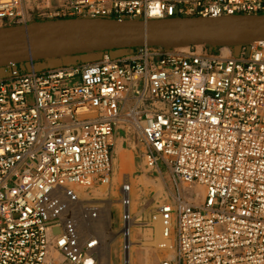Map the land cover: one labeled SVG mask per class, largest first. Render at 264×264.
<instances>
[{
  "label": "built area",
  "instance_id": "1",
  "mask_svg": "<svg viewBox=\"0 0 264 264\" xmlns=\"http://www.w3.org/2000/svg\"><path fill=\"white\" fill-rule=\"evenodd\" d=\"M0 0V21L264 13V0ZM187 49L141 44L93 60L0 66V264H102L67 202L113 179V134L135 129L173 181L157 213L175 255L160 264H264V40ZM205 187L197 204V187ZM123 248L133 217L121 184ZM166 245V241L162 242ZM125 263L127 260L125 259Z\"/></svg>",
  "mask_w": 264,
  "mask_h": 264
},
{
  "label": "water",
  "instance_id": "2",
  "mask_svg": "<svg viewBox=\"0 0 264 264\" xmlns=\"http://www.w3.org/2000/svg\"><path fill=\"white\" fill-rule=\"evenodd\" d=\"M257 40H264V13L38 19L0 26V66L104 50L118 53L141 44L237 46Z\"/></svg>",
  "mask_w": 264,
  "mask_h": 264
},
{
  "label": "bare ground",
  "instance_id": "3",
  "mask_svg": "<svg viewBox=\"0 0 264 264\" xmlns=\"http://www.w3.org/2000/svg\"><path fill=\"white\" fill-rule=\"evenodd\" d=\"M178 48L184 50L188 48V45L179 46ZM225 48L229 49L228 45H226ZM120 126L123 128V132H125L126 134V140L128 141L130 147H124L122 138H118L116 140L115 162L118 170L116 177H114V180H112L110 184L108 183L105 184V186L103 185V188L101 190L96 189V187H94L93 185L78 186L77 190L79 198L75 201H71L63 195L62 197L67 202L66 214L75 219L80 237L85 238L93 234L100 238L101 249L103 254L102 264H152V262L155 258H157L158 255L161 258L172 257L175 255L174 234L171 233L169 237H164L161 221L158 218V215H155L156 213H154L152 216V222L154 223V227H148L149 229L146 228L148 230L143 231V234L141 236H136V230L134 227L136 223L140 221V218L138 217L142 215L144 206L149 203L148 201L144 203V195L147 194L146 192L148 190H145L147 186L146 183V186H144L145 188H138L139 186H136V181L132 179L131 173L139 166L137 160L138 147L136 146L134 138L131 137L133 130L128 126L126 127V124H122ZM133 129L135 128L133 127ZM144 174L142 175L143 178ZM160 175L162 180L166 182V179L162 172H160ZM138 180L140 181V179ZM124 181H127L131 184L132 203L130 206V211L133 213V217L129 220V222L126 223V226L130 229V235L126 238L127 243L129 245V249L126 251L123 248L124 236L120 230L122 225L124 224L122 218L124 207L120 199L122 193L121 184ZM161 190H158V194L161 193ZM197 191L198 193L195 202L197 204H200L205 198L206 190L202 186L197 187ZM98 194H101L100 196H102V199L105 200L103 201V203L95 204V202H89V200L93 199L94 195ZM153 197H151V199H154ZM158 207L154 208L157 209ZM116 211L118 212V216L116 215ZM148 223H150V221ZM137 226L138 225H136V227ZM165 241L166 245L164 246L162 245V242ZM136 256H138L137 259ZM125 259L127 260V263H125Z\"/></svg>",
  "mask_w": 264,
  "mask_h": 264
},
{
  "label": "rangeland",
  "instance_id": "4",
  "mask_svg": "<svg viewBox=\"0 0 264 264\" xmlns=\"http://www.w3.org/2000/svg\"><path fill=\"white\" fill-rule=\"evenodd\" d=\"M25 3L27 4V9H28V11H30L31 9H32V7H33V4H32V0H25ZM45 16H43V17H37V16H34V15H32V14H30V12H28L27 14H26V16H24V20H26V21H33V20H38V19H40V18H44ZM7 21H0V26H4V25H8L7 23H6ZM11 25V24H10ZM114 53H117V52H114ZM82 54H87V53H82ZM89 55H93V57H96L97 55H99V54H97V53H92V54H89ZM130 127L132 130H133V132H132V135H131V137L132 138H134V141L136 142V146L138 147V156H137V160H138V164H139V166L131 173V175H132V179L133 180H135L136 181V186L138 187V188H140V187H144V186H146V188H145V190H148L146 193L147 194H145L144 195V203H146L147 201L149 202V203H147L145 206H144V210L142 211V215L140 216V217H138V218H140V223L138 222V223H136V225H138L137 227H136V225H135V234H136V236L137 237H139V236H141L143 233V231H147L149 228L148 227H154V223L152 222V216H153V214L154 213H157V210H158V208L157 209H155L154 207H158L159 205H160V202H161V204L163 203V202H165V201H168L170 198H171V196H170V188L171 187H173V181H172V179H171V175H170V173H169V171H168V168H167V166H166V164L164 163V161L163 160H161L159 163H160V166H161V169H162V173H163V175H164V177H165V179H166V182H164L163 180H162V178H161V175H160V172L158 173L157 171H154L153 169H151V168H149L148 166H147V164H146V161H145V151H146V146H145V144L143 143V141L141 140V138H140V136L138 135V133L136 132V130L135 129H133V127H131L130 125H128V124H126V127ZM122 131H121V130ZM124 130H123V128L121 127V126H118L117 127V129L115 130V132H114V134H113V141H114V145H113V157H114V174H113V179L112 180H114V177H116V175H117V165H116V162H115V157H116V151H115V148H116V140L118 139V138H122V142H123V144H124V147H130V145H129V143H128V141L126 140V134H125V132H123ZM118 133V134H117ZM121 136V137H120ZM125 136V137H124ZM140 167V168H139ZM140 169V170H139ZM145 173V174H144ZM135 174V175H134ZM144 174V178L142 177V175ZM141 175V176H140ZM148 176V177H147ZM142 177V178H141ZM138 179H140V181L138 180ZM149 179V180H148ZM153 179V180H152ZM138 180V181H137ZM149 182H148V181ZM145 181H147L148 182V184H147V182H145ZM153 181H154V183H153ZM112 182V181H111ZM110 182V183H111ZM142 182V183H141ZM156 182V183H155ZM109 183V184H110ZM145 183H146V185H145ZM141 184V185H140ZM103 185L105 186V183H98V184H95V185H93L94 187H96V189H99V190H101L102 188H103ZM151 186V187H150ZM203 185H200V184H198V186H197V184H196V187H202ZM153 187V188H152ZM159 187V188H158ZM148 188V189H147ZM151 188V189H150ZM158 188V189H157ZM161 188H162V190H161ZM203 188H205L204 186H203ZM157 189V190H156ZM158 190H161V193H159L158 194ZM156 192V193H155ZM167 192V193H166ZM151 193V194H150ZM158 194V195H157ZM99 196L101 195V194H98ZM98 195H94L93 196V199H91V200H89V202H95V204H101V203H103V201H105L104 199H102V196H98ZM98 196V197H97ZM148 196V197H147ZM154 196V197H153ZM155 196H156V198H155ZM159 198H158V197ZM150 197V198H149ZM151 197H153L154 199H151ZM96 198V199H95ZM146 198V199H145ZM149 198V199H148ZM159 199H161V200H159ZM151 202H150V201ZM154 202H156V203H154ZM150 206H149V205ZM153 204V205H152ZM154 209H153V208ZM151 210H150V209ZM150 211V217H149V211ZM116 215L118 216V212L116 211ZM145 220H147V221H145ZM143 221V222H142ZM150 221V223H148ZM150 225V226H149ZM141 227V228H140ZM146 228H148V229H146ZM145 229V230H144ZM121 230V229H120ZM137 257L138 256H136V259H137ZM161 257H159V255L157 256V258H155L154 259V261L152 262V264H160V262H161Z\"/></svg>",
  "mask_w": 264,
  "mask_h": 264
},
{
  "label": "crops",
  "instance_id": "5",
  "mask_svg": "<svg viewBox=\"0 0 264 264\" xmlns=\"http://www.w3.org/2000/svg\"><path fill=\"white\" fill-rule=\"evenodd\" d=\"M89 54H92V53H87V54L79 53V54H72V55H67L63 57L43 59V60L38 61V64L40 66H56V65H60L62 63H67L71 61L93 60L96 58V57H93V55H89Z\"/></svg>",
  "mask_w": 264,
  "mask_h": 264
}]
</instances>
